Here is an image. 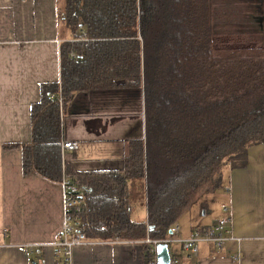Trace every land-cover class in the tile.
Masks as SVG:
<instances>
[{"label": "trees", "instance_id": "1", "mask_svg": "<svg viewBox=\"0 0 264 264\" xmlns=\"http://www.w3.org/2000/svg\"><path fill=\"white\" fill-rule=\"evenodd\" d=\"M224 1L239 0H57L72 35L60 45L59 80L39 85L29 141L5 147L21 149L24 173L77 186L82 240L139 241L151 259L145 238L167 239L169 226L223 186L224 171L264 144V0L258 42L217 48ZM114 88L142 90L144 139L120 168L76 172L61 154V109L80 91ZM138 197L146 221L132 218Z\"/></svg>", "mask_w": 264, "mask_h": 264}, {"label": "crops", "instance_id": "2", "mask_svg": "<svg viewBox=\"0 0 264 264\" xmlns=\"http://www.w3.org/2000/svg\"><path fill=\"white\" fill-rule=\"evenodd\" d=\"M72 37L60 21L57 0H0V264H59L54 246L63 224V188L36 173H24L21 149L5 147L30 139V106L39 85L58 81L60 45ZM65 140L78 142L65 161L76 172L120 168L133 141L144 134L139 88L84 90L69 101L61 125ZM224 190L178 219L177 239L208 228L230 208L240 241L218 249L199 243L197 255L170 244L179 264H264V144L247 150L243 167L224 171ZM132 218L146 221L145 199L133 203ZM2 230L8 234L3 235ZM32 244L25 251L24 246ZM240 252V261L231 255ZM141 242L85 241L73 248L71 264H148Z\"/></svg>", "mask_w": 264, "mask_h": 264}, {"label": "built area", "instance_id": "3", "mask_svg": "<svg viewBox=\"0 0 264 264\" xmlns=\"http://www.w3.org/2000/svg\"><path fill=\"white\" fill-rule=\"evenodd\" d=\"M84 34V33H83ZM80 36V35H79ZM83 36V35H82ZM80 39H83L80 37ZM61 101V98H59ZM63 112L61 109V121L63 122ZM144 139V134L143 137ZM79 144L75 141H69L62 139L61 142V154L65 160V156L68 152H72L78 149ZM63 188V224L60 229L59 235L54 243L57 253L60 256L59 264H71V254L75 246L84 244L85 241L81 239L78 233V225L74 224L75 212L80 210V202L77 200L78 188L68 178L63 177L61 180ZM223 215L219 217L213 226L208 228L194 229L191 234L182 239H177L175 235L178 233V225L172 224L168 227L170 232L169 237L165 240H155L149 237L145 238V242L150 244L149 252L152 254V258L149 259L148 264H156V245L158 243H166L169 245L175 241H179L183 249L187 250L190 254L197 255L199 243H208L215 246L218 249L225 247L228 241L236 240L240 241L238 237L232 232V216L230 214V208L224 206L222 208ZM3 235H7V230H2ZM139 242V241H138ZM32 244L24 246L25 251L32 248ZM6 247V244L0 243V253ZM170 262L169 264H179V260L171 254L170 249ZM233 261H240V252L231 255Z\"/></svg>", "mask_w": 264, "mask_h": 264}, {"label": "rangeland", "instance_id": "4", "mask_svg": "<svg viewBox=\"0 0 264 264\" xmlns=\"http://www.w3.org/2000/svg\"><path fill=\"white\" fill-rule=\"evenodd\" d=\"M227 1L222 2L216 11L214 29L216 35L214 37V44L217 48L222 47H248L255 45L258 40L259 31V15L260 5L258 0H239L237 3L226 5ZM226 182V177L224 182ZM224 190V186L216 189L213 192L202 196L194 206L204 205L209 203L214 192ZM140 200L137 198L133 200L137 208H140ZM190 207V208H191ZM188 210H191V209ZM186 210V211H188ZM185 211V212H186Z\"/></svg>", "mask_w": 264, "mask_h": 264}, {"label": "water", "instance_id": "5", "mask_svg": "<svg viewBox=\"0 0 264 264\" xmlns=\"http://www.w3.org/2000/svg\"><path fill=\"white\" fill-rule=\"evenodd\" d=\"M170 234V232L168 231ZM170 249L166 243H158L156 245V264H169L170 262Z\"/></svg>", "mask_w": 264, "mask_h": 264}]
</instances>
